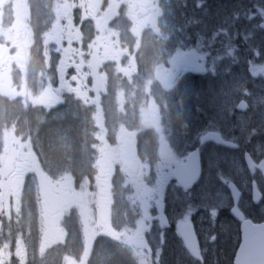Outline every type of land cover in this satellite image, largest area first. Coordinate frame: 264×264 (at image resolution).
Wrapping results in <instances>:
<instances>
[{"label":"flooded vegetation","instance_id":"1","mask_svg":"<svg viewBox=\"0 0 264 264\" xmlns=\"http://www.w3.org/2000/svg\"><path fill=\"white\" fill-rule=\"evenodd\" d=\"M59 2L63 12L47 21L38 45L25 3L0 0V107H6V115L0 117V183L7 200L18 189L23 162L30 157L22 124L39 111L38 106L52 111L71 92L92 91L99 101L107 89L109 63L126 80L145 71L144 114L151 119L145 133L153 145L143 159L157 184L141 187L139 203L141 227L159 223L160 264H264V177L255 167L264 151L254 153L246 137L248 130L258 129L253 116L248 127L184 122L166 126L165 119L163 125L156 124L165 116L168 99L196 97L192 78L198 52L222 54L225 73H234V78L228 77L232 98L225 100L222 110L233 112V117L252 115V96L264 95V0ZM38 56L41 68L31 69L29 63ZM38 72L51 84L35 107L21 98L25 79L36 78ZM181 78L187 79V90L178 93L172 87ZM241 101L245 110L238 112L235 107ZM210 132L224 140L205 139ZM119 135L121 142L135 143L139 153L132 131L120 129ZM190 153L199 160L200 174L191 188H185L176 181L175 167ZM217 161L240 169L216 174ZM173 188L183 194L181 205L169 196ZM66 189L47 186L55 200L71 199Z\"/></svg>","mask_w":264,"mask_h":264},{"label":"rangeland","instance_id":"2","mask_svg":"<svg viewBox=\"0 0 264 264\" xmlns=\"http://www.w3.org/2000/svg\"><path fill=\"white\" fill-rule=\"evenodd\" d=\"M49 4L50 18L55 19L62 14L59 0H49ZM11 34L12 31L10 36ZM195 57L199 60L196 64L197 74L192 78L196 85V97L193 100L186 97L181 102L168 99L165 102V116L156 124L163 125L162 120L165 119L166 126L182 125L184 122L189 126L248 127L253 116L258 129L247 131L246 137L250 138L247 147L253 149L254 153L264 151V95L252 96L255 107L252 115L231 116L233 112H224L222 105L226 104L225 100L232 98V92L228 89V77H233L234 73H225L221 64L222 54L198 52ZM107 68L108 88L100 95L99 102L95 101L96 94L92 91L65 94L72 101L89 109L97 139L93 147L92 162L95 173L89 179L84 178L78 182L71 199L52 202L53 195H49L47 186L55 180L50 179L51 174L47 171V176L40 173L36 162L32 160L35 155L37 158L38 155L42 157L41 162L46 159L41 151L40 136H37L34 127L42 121L40 116L44 112L38 111L22 124L32 154L23 162L19 187L11 192L10 202L5 197V185L0 183V264H109L110 258L105 253L113 244L127 253L132 264H160L158 226L153 223L141 229V206L131 201V198L136 202L140 199L141 186L157 184L148 175L143 159L153 145L151 136L145 133L146 126L151 122L144 114L145 78L129 81L119 76L112 64H108ZM171 71L175 70H167ZM186 80L181 78L174 81L172 89L178 90V93L185 92ZM49 83L51 81L48 79L29 76L24 81L21 100L25 103L32 102L36 107L40 95H45ZM98 84L101 89V83ZM52 87L57 94L56 86ZM223 94L227 95L224 100ZM109 117L115 118L110 133ZM122 128L132 131V136L139 140L138 158L123 159L120 156L121 136L118 130ZM85 145L86 142L84 147ZM44 165L49 171L47 164ZM215 167L219 170L216 174L225 176L233 174L235 168L240 169V166L233 165L232 162L225 164L224 161H217ZM40 170L43 171L42 168ZM60 176L63 178L56 181L60 185H66V182L72 180L68 173L54 177ZM169 196L174 197L181 205L183 194L179 190L173 188ZM113 197L119 202L117 207ZM57 232L60 238L55 235ZM137 233H141L142 237H135Z\"/></svg>","mask_w":264,"mask_h":264},{"label":"trees","instance_id":"3","mask_svg":"<svg viewBox=\"0 0 264 264\" xmlns=\"http://www.w3.org/2000/svg\"><path fill=\"white\" fill-rule=\"evenodd\" d=\"M29 9L32 21L43 28L45 14L43 0H29ZM2 109V108H0ZM60 114L48 116L49 122L40 129L42 140L48 145V152L52 156L64 159L65 164L75 174L77 169L85 167L83 159L88 154L87 140L88 132L85 127V119L76 107L70 111H60ZM118 264H129L128 260L121 254Z\"/></svg>","mask_w":264,"mask_h":264},{"label":"water","instance_id":"4","mask_svg":"<svg viewBox=\"0 0 264 264\" xmlns=\"http://www.w3.org/2000/svg\"><path fill=\"white\" fill-rule=\"evenodd\" d=\"M237 108L240 110H243L244 109L243 103H240ZM206 138H211V139H214L216 141H221L219 136L215 135V134H209ZM130 154L132 155L134 153H132V151H131ZM258 167L260 168L261 172L264 175V159L260 162ZM181 170L187 171V174L185 176V179H181V180H179V182L186 187H190L196 181L197 176H198V165H197V162H195V156L194 155H189V157L187 158V162H186L185 166L181 167Z\"/></svg>","mask_w":264,"mask_h":264}]
</instances>
